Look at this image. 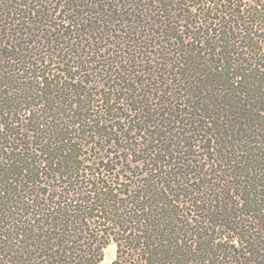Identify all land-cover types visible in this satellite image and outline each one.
Wrapping results in <instances>:
<instances>
[{
    "label": "trees",
    "instance_id": "16d2710c",
    "mask_svg": "<svg viewBox=\"0 0 264 264\" xmlns=\"http://www.w3.org/2000/svg\"><path fill=\"white\" fill-rule=\"evenodd\" d=\"M264 264V0H0V264Z\"/></svg>",
    "mask_w": 264,
    "mask_h": 264
},
{
    "label": "rangeland",
    "instance_id": "374dc122",
    "mask_svg": "<svg viewBox=\"0 0 264 264\" xmlns=\"http://www.w3.org/2000/svg\"><path fill=\"white\" fill-rule=\"evenodd\" d=\"M116 254V245L115 243H109L103 249V257L99 264H111Z\"/></svg>",
    "mask_w": 264,
    "mask_h": 264
}]
</instances>
